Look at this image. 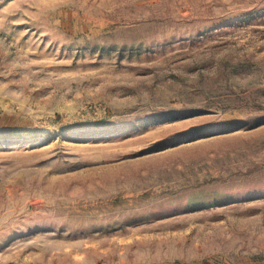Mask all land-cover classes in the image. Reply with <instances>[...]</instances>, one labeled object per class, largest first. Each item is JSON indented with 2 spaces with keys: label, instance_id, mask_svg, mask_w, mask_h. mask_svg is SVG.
<instances>
[{
  "label": "rangeland",
  "instance_id": "1",
  "mask_svg": "<svg viewBox=\"0 0 264 264\" xmlns=\"http://www.w3.org/2000/svg\"><path fill=\"white\" fill-rule=\"evenodd\" d=\"M0 264H264V0H0Z\"/></svg>",
  "mask_w": 264,
  "mask_h": 264
}]
</instances>
